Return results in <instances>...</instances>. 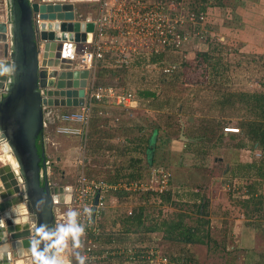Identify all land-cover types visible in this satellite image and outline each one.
Instances as JSON below:
<instances>
[{"label":"rangeland","instance_id":"obj_1","mask_svg":"<svg viewBox=\"0 0 264 264\" xmlns=\"http://www.w3.org/2000/svg\"><path fill=\"white\" fill-rule=\"evenodd\" d=\"M162 1L168 11H170L171 2H174L172 7L175 6L176 11L178 10L180 14V32L188 31L191 33V39L188 43H184L177 54L168 53L164 57L165 62L172 60L178 63L177 71L168 76L166 78L168 80L165 79L158 84L153 80L144 83L145 86H153V88L155 87L154 84H157V96L161 94L163 88L167 93H170L167 89L171 90L173 92L172 95L175 96V99L172 98L171 101H163L160 98L152 101V103L157 102L162 104L165 113L164 124L175 120V122L177 121L176 125L179 124L178 126H180L181 123L183 124V130L188 126L199 128L216 123L219 124V129L221 128L222 131L226 125L235 127V125H238L239 119L248 114V110L240 103H234V106L224 109L222 105L217 103L224 93L264 90V0ZM196 1L199 3L206 1L208 6L205 18L195 23L193 29V25L185 18V14L187 11L195 8ZM90 5H94V3L87 1L78 2L79 11L81 13L93 12L94 9ZM174 11L175 9L173 8L172 13ZM215 45H217L218 50L216 52L215 50L209 51ZM205 51L212 52V58H221L219 62L222 68L218 69L221 73L217 72L213 74L212 64H207L204 60L202 63L199 62L203 58L199 53ZM196 55L199 57L197 58L198 60L195 58ZM141 67L143 69H140ZM141 67L132 69V72L134 71L133 76L141 77V79L146 77L148 80L152 79L153 70L145 66V63ZM204 69L208 70V77L203 76ZM159 70H154V76L161 74ZM174 78H177L178 84L172 87L170 81ZM104 80L114 83L112 85L117 84V88L120 90L128 88V86L132 88L137 87V85L122 82V77L106 76ZM142 83L143 80L140 84ZM106 104L110 106L108 108L110 111L107 109L108 115H110V112H113L116 118L110 121L100 118L98 122L99 127L96 132L98 140L95 144H92V149L97 146L95 148L97 155L96 153L88 154L90 136L87 138L85 171L90 177H107L112 175L111 171L117 168L118 164L123 160V164L126 166L131 153H120L118 148L124 144L125 131H127L125 128L129 126V123L131 124L139 120L145 125L148 122L151 123V121H158L159 119V112H156L155 116L154 112L148 111L146 112L147 115L142 116L141 119L140 113L136 110L132 111L130 108H125L115 103L107 102ZM143 106L149 108L148 103ZM165 111L169 112L171 119L169 118L170 115ZM117 117L119 120L121 118L119 125H124L119 129L117 128L118 122L115 121L118 119ZM166 132H168L167 128H163L157 132V135L159 134L164 138L167 134ZM225 136L227 138L228 135ZM236 136L239 137L242 134H237ZM57 137L66 141H61ZM57 137L53 138L56 142H59L58 149L50 151L53 160H55L56 155H63L62 151L66 146L71 145L75 150L69 152V154L67 153L68 157L63 156V162L56 160L58 163L57 165H53L55 167L54 174L52 175V177L54 176L53 180L56 185L73 184L79 170L76 157L78 156V152L80 153L82 144L76 136L57 135ZM179 138L180 141L174 135L170 141H161L158 144L159 147L154 150L153 154L156 161L149 168H144L146 175L144 180L149 178L153 167L161 166L167 171L168 175H171L173 186L187 185L190 189L189 191L201 187L200 189L204 192L205 199L208 202L207 214L209 217V223L203 225H206L205 227L209 229L212 236L217 239V244L215 245L214 242L209 243V245L173 243L164 240L160 230L153 232L145 231L143 229L144 226L160 223L163 219H170V217H176L178 213L186 214L185 221L187 223L196 224L197 202L187 199L179 200L174 194L171 195L170 199L171 201H175V204L164 202L161 200L160 195H158L160 191H152L145 196L143 195L146 190L144 188L130 191L127 195H123L124 193H122L116 197L108 198L101 224L102 233H106L116 239L114 245L117 248L119 247L118 252L122 251V248H124L125 254L128 251L139 248L144 250L152 248L155 251L154 259L151 258L152 263L150 261H139L137 264H176L172 260L174 257L188 254L195 257L196 264H246L249 260L253 261V258L257 256H255L256 252L254 254L252 252L249 255L252 249L248 248V246L252 243L247 241L246 246V240H240V237L243 238L240 229L247 227V219L243 216V208L234 201L240 199L241 196L239 194H233L232 197L230 194L229 196V189L225 185V180H223L224 174H226L227 163L231 160L232 154L222 146L215 149L210 143L204 145L203 142L199 145H194L190 151H186L183 149L185 148L184 141L188 138L186 136L185 138L181 136ZM225 142L233 143L228 138ZM150 146H153V144H150ZM257 151V148L254 150L246 149L240 151V155L243 159L246 158L248 160L250 159L249 153L251 154L252 152L253 156H256L255 153ZM90 152L92 153V151ZM135 154L132 153V155ZM152 188H154L153 185ZM170 188L167 185V190ZM258 189L259 193L264 195V183ZM140 193L142 194L140 195ZM140 207H143L147 212V219L138 228L131 226L129 230H125L122 223L128 210H132L133 208L137 211ZM262 215L261 213V216H257L254 213L255 221L264 224V216ZM247 230H249L248 235L246 234L245 237L250 239V241L253 240V245H251L253 246V250L257 251L258 249L261 253H264V237L261 232L258 231L257 233L251 226ZM105 238L106 235L103 239ZM103 244L104 247H108L105 243ZM100 248L101 246L99 245L96 250ZM75 249L76 246H74V242L69 237L67 239V247L62 255L71 264H76L75 256L73 255ZM96 250L97 258L87 264H104L102 260L105 257L104 250L99 251V253ZM22 259L24 261L22 264H32L31 257H23ZM118 260L112 259V263H117ZM168 260L171 261L168 262Z\"/></svg>","mask_w":264,"mask_h":264},{"label":"water","instance_id":"obj_2","mask_svg":"<svg viewBox=\"0 0 264 264\" xmlns=\"http://www.w3.org/2000/svg\"><path fill=\"white\" fill-rule=\"evenodd\" d=\"M72 1L0 0V66L12 68L0 74V264H13L19 242L33 260L32 223L54 232L55 206L65 198L44 180L46 144L39 151L36 141L44 106L84 103L90 71L73 67V58L77 45L91 40L94 24L76 19ZM182 132L183 124L185 138Z\"/></svg>","mask_w":264,"mask_h":264},{"label":"trees","instance_id":"obj_3","mask_svg":"<svg viewBox=\"0 0 264 264\" xmlns=\"http://www.w3.org/2000/svg\"><path fill=\"white\" fill-rule=\"evenodd\" d=\"M202 1V0H201ZM208 4H206V1L204 3H199L196 1L195 8H192L197 14L200 12H205L207 9ZM94 8V7H93ZM218 50L217 45L215 47H212V49H209V51ZM209 51H205L203 53H199L200 56H202V60L200 59L199 62H203V60L207 64H212L213 67V74L215 73H221L219 68H222L220 64V60L216 58H212V52L209 53ZM198 55V56H199ZM156 55H153L154 57ZM197 57V55L195 56ZM194 58V59H195ZM198 60V59H197ZM133 62V61H132ZM147 64L151 63V59L146 62ZM133 64V65H132ZM145 64V65H147ZM141 67L140 63L134 64L131 63L128 66L125 65H116L112 68H102L99 69V65H97L96 68V78L95 80L96 85L101 84L102 86L111 85L117 88V84L112 85L114 83H109L107 80H101L105 79L106 76L113 77L114 74H116L119 77H122V82L125 83L126 79V73L130 69ZM159 65L155 69H159ZM143 69V67H141ZM107 74V75H105ZM204 77H208V70L204 69L203 72ZM155 74L152 71V77L154 78ZM163 77V78H162ZM152 78V79H153ZM157 81L156 83H160L166 78L162 76L161 74L156 75ZM143 83L141 86H137L136 88L129 87L126 88L127 90H132L135 94L136 101L137 99L142 95V98L146 99L148 97H151L150 99H147L148 101H145L148 103V105L155 106L156 109H158L157 112L159 113V119L158 121H151L148 122L145 125H140L137 122L129 123V126H127L125 129V136H124V144L122 147L119 146L120 153H131L128 158V162L126 166L123 164V161H121L118 164L117 168H114L113 171H111L112 175L107 177H95V178H101L106 180L109 183H116V182H123V181H143L146 177L144 168H149L156 159L153 157L154 150L159 147V143L162 142H168L171 140V138L175 135L180 141L181 136V125L178 126L177 121H168L164 124L163 119L164 118V111L163 106L161 103H152L154 100H158L159 98L164 100L171 101V99H175L174 95H172L173 92L171 90L170 93L165 92V89H162V92L159 96H157L156 88L157 84H154L155 87H148L145 86L144 83L148 81L147 78H143ZM168 80V79H166ZM177 78L171 79L172 87L177 86L178 81H176ZM175 81V82H174ZM174 82V83H173ZM224 83V81H223ZM135 87V86H134ZM159 87V86H158ZM135 89V90H134ZM151 91H150V90ZM155 95V96H154ZM222 96V95H221ZM139 102V100H138ZM136 102V103H138ZM142 102V101H141ZM152 104H151V103ZM242 104L245 106V108L248 110V114L241 117L239 121L237 122L238 125H235L239 129L238 133H225L224 131L219 129V124H208L205 127H185L182 134L186 136L188 139L184 141V147L183 149L191 150L194 145H199L202 142L205 144L210 143L215 149L219 146H222L223 148L229 150V152L232 154L231 160L227 163L226 166V174L224 179V182L227 185V188L229 189V196L231 194V197L233 194H239L241 197L240 199H236L234 202L238 203L243 209V216L247 219V224H249L257 233L258 231L261 232L262 236L264 237V224H261L260 222H256L254 219V213L257 214V216H261V213L264 216V195L262 193H259V187L264 183V154H262L259 157L256 156H250V159H244L242 160L240 158V151L251 149L254 150L257 148V150H264V90H257V91H238L235 93H224V95L221 97V99L218 100L219 105H222L223 109L226 107H232L235 104ZM234 104V105H233ZM65 110H75L76 108H64ZM167 110V109H166ZM167 112L168 115L169 112ZM108 111L102 107H98L97 105L93 107L91 117H90V125H89V133L88 137L90 136V148L88 149V154L91 155L93 153H96V147L92 149V144H95L98 140L97 138V128L99 127V120L100 118H103L106 120H114L116 116H114L113 112H110V115H108ZM113 114V115H111ZM167 117V115H166ZM118 118V117H117ZM171 119V115L169 116ZM121 120V118H120ZM116 119L115 121L118 122L117 128H122L124 125H119L121 121ZM124 124V123H123ZM126 124V123H125ZM128 124V123H127ZM120 126V127H119ZM175 126V127H174ZM222 126V125H221ZM220 126V127H221ZM232 126V125H231ZM150 127V130H149ZM163 128H167L166 136L162 138L159 134L157 135V132L162 130ZM165 132V131H164ZM41 134V133H40ZM237 134H242V136H236ZM225 135H228L227 138L230 141H233V143H226L225 140L227 139ZM224 142V143H223ZM150 144H153V146H150ZM36 145L38 147V150L40 151L42 148V141L41 138H38L36 141ZM249 147V148H247ZM87 149V146H86ZM85 149V164H86V151ZM92 151V153L90 152ZM136 152V154H135ZM134 153L135 155H132ZM143 154V156H141ZM97 155V153H96ZM197 166V165H196ZM54 172V171H53ZM168 185L171 187L168 190H165L158 195H160V198L164 202H171L172 204H175V201H171V195L174 194L175 197H177L179 200H185L188 198L187 191L188 188L185 189V186L175 187L172 183V177L169 174L168 178ZM142 193H140L141 195ZM149 194L148 192H145L143 195ZM157 194V193H155ZM198 195L197 200V218L195 222L196 224H189L185 221L186 214L185 213H178L176 217H170V219H163L160 223H152L150 225H146L143 227L145 231H157L160 230L162 232V238L164 240L173 242V243H181V244H206L209 245V243L214 242L215 245L217 244V239H215L209 229H207L203 224H208V214H207V199L206 196L201 195L200 193H196ZM121 195V194H117ZM123 195H127V193H124ZM176 198V199H177ZM239 198V197H238ZM227 212V211H226ZM260 213V214H259ZM147 212L143 207H140L137 211L132 208L130 214H126L123 221V226L125 230H129L131 226L139 227L141 224H143V221L147 219ZM242 216V217H243ZM260 229V230H259ZM137 230V229H135ZM103 232V231H102ZM242 232V231H240ZM106 235V238L103 239V237ZM100 242L99 245L101 246L100 249L96 250V252L99 253V251L104 250L105 257L102 258L104 264H125L128 260V253L126 252L124 248H122V251L118 252V248L114 245L115 238H112L110 235L106 233H101L100 236ZM105 243L108 247H104ZM103 245V246H102ZM111 245V246H110ZM127 245V244H126ZM130 247V246H129ZM141 249V248H139ZM252 249V250H251ZM251 253L256 252L255 256L253 258V261L249 260L246 262V264H264V253H261L257 249L253 250L251 248ZM139 251V250H138ZM75 256L76 264H78L77 255L79 253L75 252L73 254ZM135 256H137V252L135 251ZM112 259H119L117 263H112ZM176 262V264H196L195 257L188 255H179L177 257H174L172 259ZM143 262H147L146 260H142ZM171 260H168V262ZM137 264V262H135Z\"/></svg>","mask_w":264,"mask_h":264},{"label":"built area","instance_id":"obj_4","mask_svg":"<svg viewBox=\"0 0 264 264\" xmlns=\"http://www.w3.org/2000/svg\"><path fill=\"white\" fill-rule=\"evenodd\" d=\"M71 2L72 0H60ZM97 3V15L95 18L91 14L76 15L79 21L93 22L94 29L89 42L79 43L75 49L73 65L75 68H87L90 71L88 81V91L85 88L84 103L75 110H62L58 112L56 108L45 107V115L48 112L56 116L54 132L57 135L76 136L80 139L81 148L76 163L79 170L73 184L56 185L61 187L64 201L56 205L54 211L55 231L57 226L67 224V213L77 211V223L84 227L83 234L79 237V246L75 252L85 257L84 264L97 258L95 250L99 247L101 224L106 210L109 197H116L117 194L129 193L130 191L141 190L144 192H157L167 190L169 175L161 167H153L150 176L143 181H123L109 183L104 179L90 177L85 171V149L89 132L90 117L94 105L98 102L109 101L125 108H131L136 102L135 94L132 90L118 89L114 86L96 85L89 79L93 77L97 62L102 59L107 52L114 53L115 63L128 66L132 63L135 54L143 53L149 55H160L159 71L164 78L171 76L177 71L178 63L175 61L165 62V55L177 54L191 39L188 31L180 32V14L175 6L169 10L165 7L162 0H84ZM55 2V1H54ZM75 3L79 1H72ZM81 2V1H80ZM173 8L175 11L172 13ZM75 11V8H74ZM76 12V11H75ZM185 18L193 25L205 18V12L196 13L193 9L187 11ZM38 21V19H36ZM147 64V63H145ZM147 64L153 71L154 65ZM154 73V72H153ZM163 78V77H162ZM156 83V76L153 78ZM47 123L44 119V128ZM225 133H238L237 127L226 125L223 127ZM48 140V138L46 137ZM264 150H258L255 155L261 156ZM48 159V158H47ZM46 166L51 165L49 160L45 161ZM47 171V169H46ZM47 179L50 181L52 171L46 172ZM152 185L154 188H152ZM165 188V189H163ZM163 189V190H162ZM97 199L95 202V196ZM68 198V201H66ZM85 209L89 211L85 212ZM128 214L131 213L129 209ZM139 250V251H138ZM135 251L137 256H135ZM128 261L125 263H135L142 260L150 261L154 259L155 251L137 249L128 251ZM154 261V260H153Z\"/></svg>","mask_w":264,"mask_h":264},{"label":"crops","instance_id":"obj_5","mask_svg":"<svg viewBox=\"0 0 264 264\" xmlns=\"http://www.w3.org/2000/svg\"><path fill=\"white\" fill-rule=\"evenodd\" d=\"M93 3V2H92ZM94 10H93V12H88V13H81L80 11H79V6H78V2L77 3H75V11H76V15L78 16L79 14H81V15H87V14H91L92 15V17L93 18H95L96 17V15H97V3H94V5H90ZM153 55H149V56H147L146 54L144 55L143 53H139V54H135L134 55V59L132 60L133 62L132 63H134V64H137V63H140V65L142 66V64H144V63H146L147 61H149L150 59H151V63L150 64H153L154 65V69L159 65V62L161 61V59H162V57L160 56V55H156V56H154V57H152ZM97 65H99V69H101V67L102 68H106V69H108V68H112V67H115L117 64L115 63V59H114V53L113 52H107V53H105V55H104V57L102 58V59H100L98 62H97ZM97 65H96V68H97ZM133 65V64H132ZM152 65V66H153ZM137 67L138 68H140L138 65H137ZM140 69H142V68H140ZM134 72V71H133ZM132 72V69H130L127 73H126V79H125V83L127 82L128 84H132V85H137V86H141V82H142V79H141V77L139 78V77H134L133 75H134V73ZM154 72V71H153ZM105 75H107V74H105ZM113 77H119V76H117L116 74H114L113 75ZM147 78V77H146ZM90 81H93L94 83H95V80H97V78H96V69H95V71H94V75H93V77H91L90 79H89ZM101 80H103L104 81V79H101ZM151 80H153V79H149L148 81L150 82ZM96 84V83H95ZM88 85L90 86V83H89V81H88ZM88 85H87V88H86V91H88ZM100 86H102L101 84H99ZM107 86H110V85H107ZM135 90V89H134ZM150 90V89H149ZM151 91V90H150ZM155 96V95H154ZM151 97H148V98H146V99H144V98H142V95L137 99V101L139 100V102L138 103H134L133 104V106L130 108L132 111L133 110H136L137 112H139L140 113V118L142 119V116L144 117V116H146L147 114H146V112H148V111H150L151 113H153V114H155V116H156V112L158 111V109H156L155 108V106H153V105H149V108L147 107V106H143L144 104H146L147 102H145V101H148L147 99H150ZM142 101V102H141ZM110 103L109 101H102V102H98V103H96L95 104V106L97 105L98 107H102L103 109L105 108L106 110L108 109V108H110V106H109V104H106V103ZM135 106V107H134ZM142 106V108H140ZM73 108V107H72ZM148 108V109H147ZM55 110H57V113L58 112H61L62 110H64V108L63 107H59L58 109H55ZM109 110V109H108ZM110 111V110H109ZM138 113V114H139ZM141 113H142V115H141ZM159 113H161V112H159ZM140 119V120H141ZM45 121H46V123H48L49 125V128H48V126H47V129L45 130V135H46V137L48 138V140H47V142H46V153H48V154H50L51 156H52V153H50V151L52 150V149H54V150H57L58 149V143L59 142H56L55 140H54V138L53 137H57V134H55V132L53 131L54 130V125L56 124V122H57V120H56V116L54 117V115H51V113L50 114H46L45 115ZM139 120H137V122H138ZM139 124L140 125H142L143 124V122L142 121H139ZM181 128H182V123H181ZM59 140H61V141H66V140H64V139H60L59 137H57ZM78 140V139H77ZM73 150H75V148H73V146H66L64 149H63V151H62V153H63V155H56L55 156V161L56 160H58V162H63L64 161V158H63V156L64 157H68L69 155V152H72ZM68 153V154H67ZM79 153V152H78ZM71 154V153H70ZM79 156V155H78ZM77 156V157H78ZM250 156H252V152H251V154L249 153V157ZM71 157H72V154H71ZM75 157V156H74ZM76 157V158H77ZM242 156L240 155V158H241ZM73 158V157H72ZM242 160H244L243 159V157L241 158ZM246 159V158H245ZM58 162H55L54 164H56L57 165V163ZM54 164H52V166L54 165ZM55 168V167H54ZM63 175V174H62ZM65 175V174H64ZM217 186H218V184H216ZM185 186V189L186 188H188V191H187V195H188V198H187V200H191V201H194V202H197V200H198V195L196 194V193H200L201 195H204V192L200 189L201 187H198V189H192L191 191H189L190 189H189V187L187 186V185H184ZM200 186V185H199ZM217 186H216V188H217ZM175 187H180V186H175ZM250 225L249 224H247V227L245 228V229H243V228H241L240 229V231H242L241 233L243 234L242 236H243V238H241L240 237V240L241 241H245L246 240V246H247V241H249V242H251L252 244L251 245H253V240H251L250 241V239H247L246 237H245V235L247 234L248 235V231L249 230H247L248 229V227H249ZM248 246V248H252L253 246ZM247 248V247H246Z\"/></svg>","mask_w":264,"mask_h":264},{"label":"clouds","instance_id":"obj_6","mask_svg":"<svg viewBox=\"0 0 264 264\" xmlns=\"http://www.w3.org/2000/svg\"><path fill=\"white\" fill-rule=\"evenodd\" d=\"M11 71L12 68L10 66H0V74H8ZM45 107H49L48 109H51L52 107L58 109L60 106H45ZM78 107H73V108H78ZM67 108H72V107H67ZM45 111L46 110L44 108V112ZM44 119H45V113H44ZM42 132H44V130ZM53 171L54 170H52V173ZM87 211L89 210L85 209V212ZM77 215H78L77 211H69L67 213V224L57 226L56 231L51 233L48 230H46L45 225L37 226L35 222L32 223L31 227L34 230V235L30 242V251L33 255L32 264H68L65 257L62 255V253H64L65 251V248L67 247V239L71 237L72 241L74 242V246H79V237L84 232V227L77 223V219H76ZM44 240H47L50 243H48L43 248H41L40 245ZM77 260H78V264H84L85 257L81 255H77Z\"/></svg>","mask_w":264,"mask_h":264},{"label":"flooded vegetation","instance_id":"obj_7","mask_svg":"<svg viewBox=\"0 0 264 264\" xmlns=\"http://www.w3.org/2000/svg\"><path fill=\"white\" fill-rule=\"evenodd\" d=\"M57 111V110H56ZM45 113V112H44ZM49 124L47 123V126H48ZM47 126L44 128V132H42L39 136H38V138H41V141H42V148L45 146V144H46V142H47V139H46V135L44 134L45 133V130L47 129ZM48 128H49V126H48ZM38 138H37V140H38ZM42 148H41V150H42ZM46 157L48 158V159H46V160H49V162H50V164H54L56 161L55 160H53V158L51 157V155L50 154H48V153H46ZM45 161H44V166L42 165L41 166V171H42V174H43V178H44V180H46L47 181V183H48V185L49 186H54L55 187V182H54V176L52 177V175L54 174V172L51 174V177H50V181H48L49 179H47V174H46V167H45ZM56 165V164H55ZM58 168V167H57Z\"/></svg>","mask_w":264,"mask_h":264},{"label":"bare ground","instance_id":"obj_8","mask_svg":"<svg viewBox=\"0 0 264 264\" xmlns=\"http://www.w3.org/2000/svg\"><path fill=\"white\" fill-rule=\"evenodd\" d=\"M22 233H25V232L22 231ZM26 254H27V249L23 248L19 242L18 243V252L15 251V254H13V256H12V261H14L13 264H22L24 262L22 258L24 256H26ZM16 256H18V257L16 258Z\"/></svg>","mask_w":264,"mask_h":264}]
</instances>
